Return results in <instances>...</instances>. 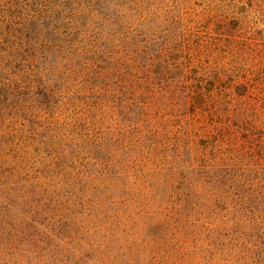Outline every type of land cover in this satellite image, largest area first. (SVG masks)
Masks as SVG:
<instances>
[{
	"label": "rangeland",
	"instance_id": "374dc122",
	"mask_svg": "<svg viewBox=\"0 0 264 264\" xmlns=\"http://www.w3.org/2000/svg\"><path fill=\"white\" fill-rule=\"evenodd\" d=\"M0 264H264V0H0Z\"/></svg>",
	"mask_w": 264,
	"mask_h": 264
},
{
	"label": "trees",
	"instance_id": "16d2710c",
	"mask_svg": "<svg viewBox=\"0 0 264 264\" xmlns=\"http://www.w3.org/2000/svg\"><path fill=\"white\" fill-rule=\"evenodd\" d=\"M114 68L113 70H106L105 73L100 74L97 72L96 76H95V81L96 84L100 85L102 88H109L111 89L113 92H105V94L103 93H95V98H96V104L97 105H102V101H104L103 99L106 98V100L108 102H111L113 104L119 103L120 99H123V97H128L132 102H134V104L136 103H140L141 99L145 98V96L147 95V91L145 89L141 90L138 94L135 93V89H134V85L135 82L131 83V86H125V85H121L120 92H114V89L116 88L117 91V85L119 84V82L121 81V79L126 78L127 76H132L133 73L135 72L133 65H130L127 67L126 64H124L123 60L121 58H118L115 60L114 63ZM96 70L95 68L91 71V74H95ZM160 76H155L154 77V81H156ZM161 78V77H160ZM209 78H206V81ZM150 80V79H148ZM153 81V82H154ZM132 82V81H131ZM93 84H95V82H93ZM43 94H46L45 98H49L50 97V93L46 92L45 90H42ZM178 98L181 97V94L176 92ZM167 95V92L164 91H160V96L162 98H164V96ZM160 98V99H162ZM201 98L198 97V100H201ZM202 101H204V99H202ZM196 104V102H193ZM112 104V105H113ZM191 105V103L185 104L184 106V110L189 112V109H191L190 107H195L194 105ZM126 109V108H124ZM129 111H134V110H128L125 111L126 115H129ZM140 111V110H139ZM127 117V116H126ZM133 117H136V114L133 115ZM179 125V124H178Z\"/></svg>",
	"mask_w": 264,
	"mask_h": 264
}]
</instances>
